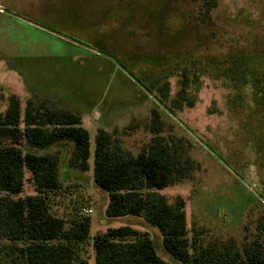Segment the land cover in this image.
Wrapping results in <instances>:
<instances>
[{"label":"rangeland","instance_id":"rangeland-1","mask_svg":"<svg viewBox=\"0 0 264 264\" xmlns=\"http://www.w3.org/2000/svg\"><path fill=\"white\" fill-rule=\"evenodd\" d=\"M201 5L0 0V113L13 95L22 109L30 99L55 102L82 117L92 151L97 131L105 129L137 154L153 136L152 109L159 108L161 134L193 166L191 178L161 193L170 203L184 198L191 235L202 243L235 241L240 248L264 220V99L252 81L245 83L250 71L264 75V0H220L210 14ZM185 67L198 81L190 87L194 105L184 101L180 109L171 105ZM165 81L171 86L166 102L157 90ZM63 143L32 151L59 157L63 188L51 196L54 211L70 219L76 207L84 215L93 209L92 237L122 225L149 232L163 259L182 264L142 218L107 216L108 193L96 185L92 169L72 164L73 143ZM26 175L23 195L33 194ZM87 256L93 263L91 246Z\"/></svg>","mask_w":264,"mask_h":264},{"label":"trees","instance_id":"trees-1","mask_svg":"<svg viewBox=\"0 0 264 264\" xmlns=\"http://www.w3.org/2000/svg\"><path fill=\"white\" fill-rule=\"evenodd\" d=\"M201 2L204 13L210 14L220 0ZM181 76L171 105L180 109L184 101L194 105L189 93L198 81L187 67ZM247 76L245 83L252 81L255 94L264 99V75L250 71ZM157 90L166 102L170 81ZM162 126L161 111L155 107L149 126L153 136L139 153L124 148L105 129L97 131L92 151L91 134L79 114L47 100L30 99L22 109L20 98L13 95L8 109L0 113V139L14 141L0 144V264H171L158 254L149 232L122 225L92 237L91 216L77 207L70 219L54 211L51 196L63 188L59 157L32 151L63 142L73 143L72 164L82 171L92 169L96 185L108 193L107 216L142 218L160 231L164 248L182 264H264V220L240 248L235 241L205 245L197 234L191 235L184 198L170 203L161 191L191 178L193 166L179 146L161 134ZM26 144L33 149L26 150ZM27 172L35 193L23 195ZM90 246L93 263L87 256Z\"/></svg>","mask_w":264,"mask_h":264},{"label":"built area","instance_id":"built-area-1","mask_svg":"<svg viewBox=\"0 0 264 264\" xmlns=\"http://www.w3.org/2000/svg\"><path fill=\"white\" fill-rule=\"evenodd\" d=\"M84 212H85L86 214L90 215V214H93V213H94V210L91 209V208H86V209H84Z\"/></svg>","mask_w":264,"mask_h":264}]
</instances>
